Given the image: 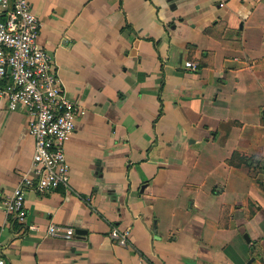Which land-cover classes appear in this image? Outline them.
<instances>
[{
  "label": "crops",
  "instance_id": "crops-1",
  "mask_svg": "<svg viewBox=\"0 0 264 264\" xmlns=\"http://www.w3.org/2000/svg\"><path fill=\"white\" fill-rule=\"evenodd\" d=\"M28 1L36 43L85 115L65 145L68 186L27 190L26 223L82 233L44 236L2 209L34 153L26 113L1 93L6 78L0 257L264 264V0ZM113 228L128 230V248L111 241Z\"/></svg>",
  "mask_w": 264,
  "mask_h": 264
},
{
  "label": "built area",
  "instance_id": "built-area-1",
  "mask_svg": "<svg viewBox=\"0 0 264 264\" xmlns=\"http://www.w3.org/2000/svg\"><path fill=\"white\" fill-rule=\"evenodd\" d=\"M40 27L28 0H0V81H10L1 93L7 98L9 111L26 113L27 131L34 141L31 174L21 177L1 205L6 216L26 230L70 240L74 237L72 228L54 224L41 228L26 223L27 190L45 194L68 186L65 145L76 120L85 115L67 98L62 81L53 70L51 55L37 45ZM184 67L196 70L191 62H185ZM109 237L117 246H130L128 230L113 228ZM0 264H7L2 257Z\"/></svg>",
  "mask_w": 264,
  "mask_h": 264
},
{
  "label": "water",
  "instance_id": "water-1",
  "mask_svg": "<svg viewBox=\"0 0 264 264\" xmlns=\"http://www.w3.org/2000/svg\"><path fill=\"white\" fill-rule=\"evenodd\" d=\"M81 233H82L81 230H76L74 232V235H80ZM244 239L247 240V236L244 235Z\"/></svg>",
  "mask_w": 264,
  "mask_h": 264
},
{
  "label": "trees",
  "instance_id": "trees-1",
  "mask_svg": "<svg viewBox=\"0 0 264 264\" xmlns=\"http://www.w3.org/2000/svg\"><path fill=\"white\" fill-rule=\"evenodd\" d=\"M241 163H243V165H247V160L244 159H240Z\"/></svg>",
  "mask_w": 264,
  "mask_h": 264
}]
</instances>
